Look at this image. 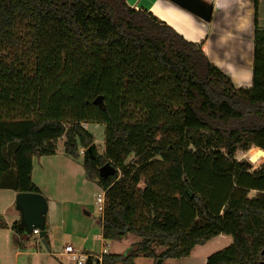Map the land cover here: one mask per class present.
<instances>
[{
  "label": "trees",
  "instance_id": "trees-1",
  "mask_svg": "<svg viewBox=\"0 0 264 264\" xmlns=\"http://www.w3.org/2000/svg\"><path fill=\"white\" fill-rule=\"evenodd\" d=\"M253 1L252 85L238 88L200 43L126 0H0V189L40 192L33 159L65 137L69 156L86 149L85 175L105 191L103 238H139L102 264L181 259L220 235L232 242L206 264L264 262V163L236 159L264 149ZM84 122L105 125L103 152ZM106 163L116 173L102 178ZM12 229L26 236L20 220Z\"/></svg>",
  "mask_w": 264,
  "mask_h": 264
},
{
  "label": "crops",
  "instance_id": "crops-1",
  "mask_svg": "<svg viewBox=\"0 0 264 264\" xmlns=\"http://www.w3.org/2000/svg\"><path fill=\"white\" fill-rule=\"evenodd\" d=\"M128 1L132 7L143 6L160 20L171 25L187 40L200 43L211 62L230 76L236 87H251L255 21L253 0H207L214 5L210 22L199 19L168 0H134L135 3ZM258 14L259 23L264 27V0L259 1ZM65 162L69 165L74 164L69 158ZM33 176L34 159L32 172L34 181ZM36 186L42 193L40 187L37 184ZM17 194L13 190L0 189V202L4 203V206L0 207V264H63L59 261L63 252L54 247L55 236L51 234L48 222L45 235L48 249L46 247L45 251L41 249V245L44 246V244L39 235L35 240L37 248L33 249L28 241L32 235L37 234L33 232L31 236H28L25 233L26 236L23 237L16 235L13 231L12 224L21 219L15 204ZM221 236L224 235L218 238ZM138 241L137 237V240L133 239L130 245L133 246ZM110 242L116 241L110 240ZM159 248H161L160 251ZM155 249L159 254L165 248L156 246ZM86 252L98 254L91 250ZM106 253L124 254L116 251ZM145 258H136L135 264H138V260ZM207 258L208 256L204 257L202 264H206ZM148 259L147 264H155L152 258Z\"/></svg>",
  "mask_w": 264,
  "mask_h": 264
},
{
  "label": "rangeland",
  "instance_id": "rangeland-1",
  "mask_svg": "<svg viewBox=\"0 0 264 264\" xmlns=\"http://www.w3.org/2000/svg\"><path fill=\"white\" fill-rule=\"evenodd\" d=\"M126 1L129 3L128 0ZM11 53V50H7L3 55ZM82 125L93 133L95 145L100 152H103L106 139L105 125L88 122H84ZM65 140L66 138L62 137L55 143L56 153L54 155L34 157L33 178L48 200L47 222L51 234L53 233L55 236L54 247L62 252L67 245H71L75 250L85 252L91 250L100 253L104 248L107 251L128 252L132 246L130 245L132 240H137V236L129 234L121 240H115L116 242H110L102 237V212L99 209L97 196L104 190L96 180H90L85 175L81 164L83 159L81 150L86 149L80 147L78 158L69 156L65 152ZM257 148L252 147L249 151H237L236 159L248 161L251 156L257 158V154H259ZM67 158L74 164H67L65 162ZM259 158L253 163V169L259 168L264 163V157ZM254 194L255 192H252V195ZM1 206H4L3 202H0ZM37 238L38 235H32L28 241L33 249L37 248L35 241ZM231 242L232 239L229 236L215 237L204 245L196 246L190 256L181 259H168L163 264H202L205 256L209 257L230 245ZM41 249L45 251L46 246L41 245ZM158 250L160 251L161 248ZM59 261L63 264H75L65 255L59 257ZM148 261V258L140 259L138 264H147Z\"/></svg>",
  "mask_w": 264,
  "mask_h": 264
},
{
  "label": "water",
  "instance_id": "water-1",
  "mask_svg": "<svg viewBox=\"0 0 264 264\" xmlns=\"http://www.w3.org/2000/svg\"><path fill=\"white\" fill-rule=\"evenodd\" d=\"M171 3L179 6L180 8L190 12L199 19L210 22L212 20V14L214 5L212 2L207 0H168ZM94 104L102 105L103 97L99 96L94 100ZM260 151L259 157H264V149L257 148ZM256 157V156H255ZM258 157V159H260ZM255 159V160H254ZM258 159L253 156L246 161L250 168H253V163ZM100 176L102 178H108L116 173V168L111 163H106L100 170ZM16 208L19 210L21 215V225L28 236L33 234L35 229L39 230V237L42 243L47 247L46 244V233H47V215H48V200L40 192H20L16 196ZM264 255V250L262 251ZM164 259L159 258L155 264H163ZM260 264H264L261 262Z\"/></svg>",
  "mask_w": 264,
  "mask_h": 264
},
{
  "label": "built area",
  "instance_id": "built-area-1",
  "mask_svg": "<svg viewBox=\"0 0 264 264\" xmlns=\"http://www.w3.org/2000/svg\"><path fill=\"white\" fill-rule=\"evenodd\" d=\"M81 152L84 154L85 150L82 149ZM97 202L99 204V209L104 212L106 198H105V191L97 196ZM34 234L39 235V230L35 229ZM107 252L106 249L103 252L94 254L88 253L84 251L75 250L71 245H67L64 248L62 255H65L69 260L75 264H102L103 262V255Z\"/></svg>",
  "mask_w": 264,
  "mask_h": 264
},
{
  "label": "bare ground",
  "instance_id": "bare-ground-1",
  "mask_svg": "<svg viewBox=\"0 0 264 264\" xmlns=\"http://www.w3.org/2000/svg\"><path fill=\"white\" fill-rule=\"evenodd\" d=\"M130 1H131L132 3H135L134 0H130ZM258 152L260 153V151H258ZM253 157H254V156H253ZM258 157H259V155H258ZM258 157H257V158H258ZM257 158H256V159H257Z\"/></svg>",
  "mask_w": 264,
  "mask_h": 264
}]
</instances>
